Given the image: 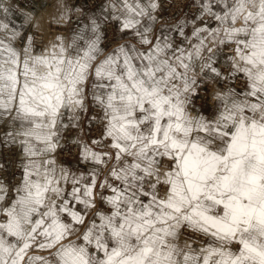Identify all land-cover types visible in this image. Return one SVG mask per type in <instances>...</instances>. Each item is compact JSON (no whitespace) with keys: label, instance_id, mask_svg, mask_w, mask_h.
Listing matches in <instances>:
<instances>
[{"label":"snow or ice","instance_id":"1","mask_svg":"<svg viewBox=\"0 0 264 264\" xmlns=\"http://www.w3.org/2000/svg\"><path fill=\"white\" fill-rule=\"evenodd\" d=\"M196 4L183 46L153 34L158 0H109L130 34L110 50L97 18L39 50L0 20V146L23 157L0 184V264H264V0ZM89 103L101 127L69 138L73 171L53 154Z\"/></svg>","mask_w":264,"mask_h":264},{"label":"rangeland","instance_id":"2","mask_svg":"<svg viewBox=\"0 0 264 264\" xmlns=\"http://www.w3.org/2000/svg\"><path fill=\"white\" fill-rule=\"evenodd\" d=\"M35 5H26L24 11H20L18 8L17 0H0V4H3L9 9L7 15L0 14V20L8 22L16 30L19 31L22 40H18L16 46L19 49L21 44H27L28 38L31 37L34 40V50H39L41 45L45 43L48 39H51L55 35H63L66 29V23H57L59 16L68 8L67 0H35ZM48 3V4H47ZM48 5L40 17L35 18L40 9L45 5ZM61 4L64 7H61ZM102 47L110 48L116 43L115 39L107 38L104 36L102 39ZM182 40L177 44L182 45ZM223 64V59L220 60ZM242 83V81L240 82ZM223 85H217V87H222ZM204 97V93L200 94ZM209 111L211 110L212 100L210 97L206 98ZM202 100H197L196 108L201 112L204 108L201 106ZM96 117L95 120L92 117ZM101 117L102 113L93 105L89 103V111L81 114V119L79 121V127L72 128L67 127L63 130L61 145L63 151L60 149L54 153V157L58 164H62L66 168H70L73 171L87 169L89 165L84 162L79 161L77 155L78 149L69 143V138L71 139H81L90 142L92 138H95L98 134V130L101 127ZM64 124H68L69 121L67 116H65ZM10 130L7 124H0V137H3L5 132ZM11 149V150H10ZM70 149V151H69ZM23 157L20 150L15 146H0V184H3L9 188V194L12 195V187L19 183V178L22 176V169L17 167V165L22 161ZM188 235V233H185ZM202 239V238H198Z\"/></svg>","mask_w":264,"mask_h":264},{"label":"crops","instance_id":"3","mask_svg":"<svg viewBox=\"0 0 264 264\" xmlns=\"http://www.w3.org/2000/svg\"><path fill=\"white\" fill-rule=\"evenodd\" d=\"M161 2L162 0H158L160 7L157 10H161ZM30 5H35L36 3L30 1ZM68 3V15L70 16V23H66L65 33L67 36H71L72 32H75L79 28H83L85 25L89 24V18H97L102 21V39L104 36L107 38L115 39L116 43L125 42L130 39V34H125L120 32V25L116 21H112L109 19H104L109 16V11L107 9V5L109 0H99L96 4L90 6L86 3L85 0H67ZM28 5V4H27ZM27 6H19L20 11H24ZM163 12L161 16L157 18L158 23L156 22L153 25V34H162L165 30H171L168 34H170L176 43L180 40L184 39L180 36L178 31H175V27L180 24H184V31L187 34L191 33V21L198 13V8L196 4V0H186L185 5L182 10L177 11L170 17H167L164 13L165 10L162 8ZM155 15V13H153ZM110 25V30L108 33L105 30V25ZM69 27L72 29V32H68ZM103 43V40H102Z\"/></svg>","mask_w":264,"mask_h":264},{"label":"built area","instance_id":"4","mask_svg":"<svg viewBox=\"0 0 264 264\" xmlns=\"http://www.w3.org/2000/svg\"><path fill=\"white\" fill-rule=\"evenodd\" d=\"M19 6H26L30 1H35V0H17ZM86 3L90 6L96 4L99 0H85ZM186 0H162L161 2V10H157L155 12L156 17H160L161 13L163 12L162 8L165 10V14L167 17L172 16L175 14L177 11L182 10L183 6L185 5ZM158 23V20H157ZM105 30L108 31L110 30V25L107 24L105 25Z\"/></svg>","mask_w":264,"mask_h":264},{"label":"bare ground","instance_id":"5","mask_svg":"<svg viewBox=\"0 0 264 264\" xmlns=\"http://www.w3.org/2000/svg\"><path fill=\"white\" fill-rule=\"evenodd\" d=\"M47 4H48V3H47ZM47 4H46L44 7H42V8L40 9V11L38 12V14L35 15V18H38V17L41 16V14L44 12L45 8L48 6Z\"/></svg>","mask_w":264,"mask_h":264}]
</instances>
